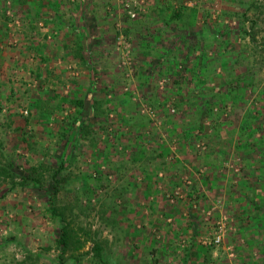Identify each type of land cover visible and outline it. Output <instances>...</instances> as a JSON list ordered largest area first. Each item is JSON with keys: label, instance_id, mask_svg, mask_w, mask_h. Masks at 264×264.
I'll return each instance as SVG.
<instances>
[{"label": "rangeland", "instance_id": "1", "mask_svg": "<svg viewBox=\"0 0 264 264\" xmlns=\"http://www.w3.org/2000/svg\"><path fill=\"white\" fill-rule=\"evenodd\" d=\"M245 10L243 30L237 26ZM90 12L99 48L78 81L94 86H83L81 98H74L83 102L88 136L73 146L62 131L64 119L80 108L74 100L61 113L51 91L38 98L36 84L28 89L18 86L20 80L8 87L0 82V264L24 257L57 264V225L45 208L54 189L49 169L62 159L67 181L59 184V204L102 247L98 262L86 241L76 264H264L261 132L251 152L234 148L247 109L260 111L256 122L264 131V0H93ZM220 42L227 43L225 72L218 63ZM145 45L150 51L141 55ZM201 53L206 86L237 75L253 86L221 116V128L208 130L211 137L194 131L187 142L184 133L199 119L204 85L198 66L194 74L185 68ZM30 99L37 105L29 107ZM93 103L91 115L84 110ZM219 139L224 149L215 144ZM8 163L12 182L1 170ZM29 175L39 179L37 187L13 186ZM246 203L252 209L239 212Z\"/></svg>", "mask_w": 264, "mask_h": 264}, {"label": "crops", "instance_id": "2", "mask_svg": "<svg viewBox=\"0 0 264 264\" xmlns=\"http://www.w3.org/2000/svg\"><path fill=\"white\" fill-rule=\"evenodd\" d=\"M92 3L93 0H0L1 85L8 87L10 80H20L18 86L30 89L36 84V96L46 97L51 91L61 105V113L66 100L71 104L75 97L81 98L80 88H93L86 80L78 81V77L83 78L82 68L87 69L93 52L99 48L91 28L95 22L90 12ZM8 8H12L11 12ZM149 51L145 45L141 55ZM61 89L69 90L70 95H63ZM33 99L28 101L29 107L38 102ZM89 109L88 112L92 107Z\"/></svg>", "mask_w": 264, "mask_h": 264}, {"label": "trees", "instance_id": "3", "mask_svg": "<svg viewBox=\"0 0 264 264\" xmlns=\"http://www.w3.org/2000/svg\"><path fill=\"white\" fill-rule=\"evenodd\" d=\"M247 10V9H246ZM244 11L238 20V26L237 28L243 29L245 22H248L246 19V12ZM250 25H253L252 22H250ZM227 30L229 29V25L226 26ZM253 28V26H252ZM244 30V29H243ZM206 34L208 33L207 30L204 31ZM209 36L212 40H214V35H206ZM250 38L252 42L254 41V37L250 35ZM224 42H220L219 49H220V56L223 55V48H224ZM207 61L206 56L201 53L199 56L195 57V62L191 63L190 66H187L185 68V73L191 72L194 74L195 70L193 67L196 65L200 69V77H201V84L203 88L198 92L200 96H198L200 105L197 106V109L199 110V119L190 125L188 129L184 133V137L187 142H189V137L192 136V133L194 131L197 132L198 137L203 138H209L211 135L208 132L210 129H219L221 128L223 124H225L226 120L221 118L223 114H226V111L228 108L234 109L235 107H238L237 103H239L241 92L244 90H247L249 87L253 86V84L248 81V78L244 75L243 77L237 75V77H234V81H229L227 83H223L222 85H219L218 87L214 86H206V78L207 76L204 75V73L207 70L206 67H204L206 64L204 63ZM233 61V60H232ZM228 62V59L224 58V56H221V59L218 61V63L222 66L223 71H226V64ZM235 62V61H233ZM199 69L197 71H199ZM191 74V76H192ZM182 78V80L186 79L185 75L179 76ZM246 78V79H245ZM261 94L260 91L258 92V95ZM108 99H104V102H107ZM67 102V100L65 101ZM76 106H79L80 108L75 111L76 113H72L68 115V117L64 120L67 122L64 123L66 129H62L64 132V136L69 138L71 140V144L75 146L76 142H78L79 137L82 138V136H88L89 133H91V127L86 124L88 121L87 116L83 113V102L74 100L73 103ZM203 104V106H201ZM36 102L32 106H36ZM96 105L95 103L92 104V110L89 112L91 115H93L96 112ZM81 109V110H80ZM255 109V108H253ZM88 112L86 109L84 110ZM82 112V113H81ZM230 113V111H227ZM260 116L259 110H251L247 109L243 115L239 119L238 123V129H237V139L234 142V148L236 150H242L243 153L251 152V146H256L255 144H258L259 140L254 139V134L256 132H261V139L262 143H264V131H261L262 125H259L258 118ZM71 119V120H70ZM53 120V119H51ZM70 120V121H69ZM257 121V122H256ZM24 122H28V118L24 117ZM56 122V121H55ZM63 125V124H62ZM249 138V139H248ZM250 140V141H248ZM219 142V143H218ZM215 144H220V148L226 146L225 140L216 141ZM2 146H0L1 149ZM222 149V150H223ZM167 151V150H166ZM141 156L140 154L138 155ZM68 158L71 160V156H68ZM68 160V161H70ZM245 162V161H244ZM66 160L62 159L59 162L55 163L56 168H50L49 169V178L51 179L52 185L54 186V189L51 191V193H48V198L46 200V208L45 213L47 217L54 220V222L57 225V236L54 237V243L55 248L57 249V264H66L67 262H72L76 264L78 260V251L84 246L86 241H89L92 243V253L95 257L96 261L102 262L101 259V251L102 247L99 242H97L90 234V231H87L80 223L77 221L76 214L71 213L67 214V205L64 208H61L62 205L59 204V184L65 183L67 181V175L61 176V170L66 167ZM39 168L42 169L43 163H39ZM250 165V163H248ZM264 163H260V167H257L258 175L260 173H264ZM1 170H3V173L7 176V179L11 182L14 180L13 178L16 176L14 174V168L12 167L11 163H8V166L3 167ZM260 171V172H259ZM256 173H254L255 175ZM253 175V176H254ZM261 176V175H260ZM204 181H207V176L203 178ZM39 179L33 178L29 176L21 177V181L18 184H13V186L17 185L20 187H26L30 188L31 186L37 187ZM255 195V193H254ZM240 196H244V194H241ZM255 197V196H254ZM242 201L243 199H239ZM252 200L248 199L247 203L248 206H252ZM244 205V207L239 208V212H244L245 208H248L249 210L252 209V207H247ZM254 208H256L254 206ZM242 216V213H238V217L240 218ZM74 217V218H73ZM27 256V255H26ZM27 257H24L23 260L14 262V264H32V262L28 263L26 261ZM30 258V257H29ZM36 258L38 256L36 255ZM35 258V259H36ZM31 259V258H30ZM100 259V260H99ZM16 261V260H15ZM104 264H106V260H104Z\"/></svg>", "mask_w": 264, "mask_h": 264}, {"label": "built area", "instance_id": "4", "mask_svg": "<svg viewBox=\"0 0 264 264\" xmlns=\"http://www.w3.org/2000/svg\"><path fill=\"white\" fill-rule=\"evenodd\" d=\"M134 16V15H133Z\"/></svg>", "mask_w": 264, "mask_h": 264}]
</instances>
